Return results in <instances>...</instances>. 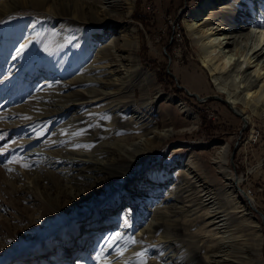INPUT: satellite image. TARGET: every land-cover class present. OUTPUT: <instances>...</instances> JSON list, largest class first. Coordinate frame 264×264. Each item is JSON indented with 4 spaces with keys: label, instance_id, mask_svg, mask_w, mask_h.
Returning <instances> with one entry per match:
<instances>
[{
    "label": "rangeland",
    "instance_id": "obj_1",
    "mask_svg": "<svg viewBox=\"0 0 264 264\" xmlns=\"http://www.w3.org/2000/svg\"><path fill=\"white\" fill-rule=\"evenodd\" d=\"M206 1L133 0L129 17L111 14L106 22L97 23L99 0H0L1 9L11 10L0 14V264H141V260L144 264H208L210 248L200 242L208 230L204 225L208 215L204 210L192 215L189 207L201 197L195 187L196 193L189 191L188 199L169 201L157 213L163 222L156 228L154 242L148 241L150 233L145 232L154 217L151 209L175 194L178 180L188 181L186 173L175 175L179 168L185 170L188 160L198 175L223 194L221 204L234 209L240 198L252 197L256 209L250 208L251 219L263 230L246 232L260 235L258 258L264 264V116L243 102L236 109L229 103L234 90L238 97L244 95L243 85L237 88L238 70L224 74V86L215 82L217 74L203 67V49L188 23ZM225 3L214 0L202 17ZM234 8L230 2L226 10ZM250 12L246 10V15ZM258 18L252 20L264 23V18ZM259 31L263 30L251 26L246 34ZM254 38L244 35L239 40L246 51L241 59H247V47ZM112 40L121 47L122 59L117 61L105 52ZM233 46L221 50L235 53ZM102 63L109 67L99 69ZM111 77L126 87L128 93L121 98L133 99L130 105L141 109V119L121 109L110 114L103 107L110 98L74 108L60 120L47 112L56 108L43 98L52 96L51 90L61 89L65 103L74 98L93 100L96 96L91 91L76 97L80 87L72 81L91 82L94 85L89 87L101 95L110 92L102 79ZM45 81L49 83L43 85ZM182 102L188 111H182ZM98 114L101 117L94 118ZM119 114L124 116L117 126L111 117ZM67 123L78 125L81 131L73 133L72 139L99 161L118 155L115 145L122 143L133 159L127 166L131 178L97 184L85 179L76 186L66 171H57V165L47 169L43 157L31 156L37 148L59 150L60 145L53 144L67 139ZM179 147L182 152H175ZM222 150L229 171L240 181L241 197L232 190L224 195L228 183L214 164L223 156ZM156 188H161L158 194L153 193ZM98 197L101 202L96 201ZM240 216L234 215L242 224ZM174 218L182 221L179 230L173 228ZM94 231L97 234L90 235ZM177 233L175 246L180 249L157 246L158 239ZM117 235L120 239L114 241Z\"/></svg>",
    "mask_w": 264,
    "mask_h": 264
},
{
    "label": "bare ground",
    "instance_id": "obj_2",
    "mask_svg": "<svg viewBox=\"0 0 264 264\" xmlns=\"http://www.w3.org/2000/svg\"><path fill=\"white\" fill-rule=\"evenodd\" d=\"M222 1L223 3H227L223 4V7L219 6L220 8L212 10L209 15L202 17L204 9L213 7L214 5V0H207L206 3L199 8L200 10L195 12L194 19L188 23V29L191 30L190 32H192L193 37L198 41V43H200V46L203 49L201 56L203 67L208 68L213 73V75L216 76L217 74L215 77V82L218 81V84H220V82L225 84V80L223 78L224 74H228L230 71H234V69L236 71L238 70L237 75H240V77L237 88H240V85L242 84V93L244 95L242 98H240L237 96L238 94L235 93V91L238 90L231 92L232 96L228 99H230L229 103L232 104L233 109H236L237 105L243 102L246 107H252L255 113L256 111L260 110L264 116V63L260 65L261 61L264 62V23L263 21L260 22L261 19L259 21L252 20L254 18L256 19L258 15L259 18H264V0ZM230 2L233 3L235 8L233 10H226L227 5ZM97 6L100 13L98 14L99 17L95 16L96 18H94V22L100 23L106 20V15L111 16V14H114L113 16L117 17H122L123 15L125 18L129 17L131 8L133 6V0H99V4ZM3 8H5V6ZM248 9H251V12L249 15H246V10ZM210 10L211 8L209 11ZM10 11L11 10L7 11L0 8V14L9 13ZM226 25L230 26V28L225 27ZM256 25L263 31H259L258 33L247 32L246 34V31H248L251 26ZM57 29L59 30L60 28ZM228 29H230V31L226 32ZM62 34L64 36L71 37V34L67 32H62ZM244 35H246L248 40L252 37H256L253 40V45H250L249 47L246 46L249 48V55L247 59H241L245 50L242 49V41L239 40L244 39ZM225 38L228 39L227 43L224 41ZM112 41L109 43L111 48L105 49V52L107 56L112 55L117 61L119 58L122 59V54H120L121 47L117 45V40L114 42ZM238 44L239 47H237ZM233 45L236 47L235 53L233 52L234 49H229L227 53L225 50V52L221 50L224 46L232 47ZM135 51L136 48L133 47L132 53H135ZM254 58L255 60L253 61L252 59ZM252 63H255V68L253 71H249L250 68L248 67ZM103 66L104 68L109 67L108 63H102V65L98 67L101 69ZM104 74L106 75L107 73L104 72ZM112 80V77L107 78L106 81L102 79L103 86L110 87V92L101 93V95L96 88L89 87L94 85L91 82L80 80L72 81L76 87H80V89L74 92L76 97L79 96V94L85 96V91H91L90 93H93L96 96V98L93 100L74 98V101L65 103L64 100L66 99H64L59 92L62 91L61 89L51 90L53 91L52 96L43 95V98L51 100V104L49 105L56 108H53L54 110L48 109L47 112L51 113V116L55 117V120H60L71 114L74 108H83L86 104L94 105L110 98L109 103L103 105L104 108L110 109V114L113 115L121 109V111L124 110L125 114L134 112L135 114H131V118L141 119L142 117L139 118L141 115H143L141 109L133 104L130 105V102L133 101V99L123 100L121 98L122 95L128 93L125 90L126 87H124L123 84H117L116 81ZM262 80L263 83L261 82L262 84L260 85V81ZM43 83V85H45L49 82L45 81ZM219 88L221 92L224 90L222 86ZM149 105L150 104H147L146 108L149 107ZM180 107L182 111H188L186 104L183 102L180 104ZM187 113L188 116H191L192 112ZM239 114L242 115L243 113L240 112ZM123 116L124 115L120 114L117 116H112L111 122L118 126L119 121L123 118ZM96 117L99 119L101 115L98 114L94 118ZM67 125V128L70 129V134L66 136L67 141L57 140L53 144L54 146L60 145L59 150H44L42 148H37L32 151L31 156L34 155L37 157H43L47 162V169L53 165H57L55 167L58 169L57 171H66L70 183H73L76 186L81 185L85 179H89L90 183L97 184L101 181L111 182V179H115L113 183H124L126 180L131 178L129 167L127 166L133 162V159H131V156H128V152L123 151L121 148L122 143L115 145L116 150L119 153L118 155H115L114 158H111L110 160L104 158L99 161L98 158H96V155L87 153L86 149H81V147L84 145H78L72 139L73 133L79 131V134L81 131V129H77L78 125L75 126V123H67ZM99 133L100 129L98 128L95 131L94 137L96 138ZM138 144H140V141L131 143V145ZM175 149H177L175 152H182L180 147ZM224 150H222L220 153V155L223 156L217 157V159L214 161V164L216 165V171L228 183V190H224V195L227 194L229 190H232L238 194L237 189L239 190L240 188V181L238 179H234L231 170L229 171V167L227 166V158L224 156L227 154ZM55 168L53 170H55ZM184 168L185 170L182 168L176 170L175 175L183 176L184 173H186L188 181L184 182L182 179L178 180L177 186H174L175 194L170 195V197L166 198L161 204L158 203L155 209H151V212H154L153 220L149 224L145 223L147 224L145 232L150 233L148 241L154 242L153 235L156 232V228L160 223L163 222L161 218L157 217V213L160 211V209L167 206L169 201H175L182 198L188 199V192L190 191L192 194H195V189H198L201 197L195 206L190 205L189 207L192 215H197L201 210L206 211L208 215L207 221L204 224L208 230L205 231V235L202 237V239H200L202 245L210 248V260L208 264H260L259 260L261 259L258 258V248L261 242L260 235L258 236L254 232H246V230L251 228H255L257 232L263 230V225L258 222L256 223L251 219V214H253L252 212L254 211L251 212L250 208L252 207L256 209V207L252 206V197L247 196L248 198H246V200H242V198H240L242 202L238 201V206L234 209H230L227 205H223L220 202L223 198H225L223 197V194L217 192L208 183V181H206L205 177L198 175L194 163L188 160ZM143 184H145L144 181ZM160 189L161 188L154 189L153 193L158 194ZM74 194L75 192L71 191L69 195L73 197ZM236 196L237 198L241 197L240 194ZM122 198L124 197L122 196ZM101 199V197H98L96 201L100 200L99 202H101ZM164 204L166 205L164 206ZM87 206L91 205L87 204ZM124 213L130 215L132 211H126ZM236 213L241 215L240 217L243 219L242 224L241 219H238L239 222H237L236 218L234 217ZM142 222L143 221H139L138 223L142 224ZM171 223L174 229L179 230L182 221L179 218H174L171 220ZM184 223L185 222H183V224ZM124 228L126 229L127 226H124ZM132 228L134 227L132 226ZM95 234H97V232L94 231L90 235ZM177 235L178 233L172 238L163 236L162 238L158 239L159 243L157 246L168 244L180 249L179 247L175 246V242L178 240ZM138 242L141 243V245H145L140 239ZM171 263L173 264L174 261Z\"/></svg>",
    "mask_w": 264,
    "mask_h": 264
},
{
    "label": "snow or ice",
    "instance_id": "obj_3",
    "mask_svg": "<svg viewBox=\"0 0 264 264\" xmlns=\"http://www.w3.org/2000/svg\"><path fill=\"white\" fill-rule=\"evenodd\" d=\"M21 51H23V49H21ZM112 239L115 241V240H119L120 237L117 235V236L112 237ZM133 243H135V241H133ZM141 255H143V254H141ZM141 264H144L143 260H141Z\"/></svg>",
    "mask_w": 264,
    "mask_h": 264
}]
</instances>
